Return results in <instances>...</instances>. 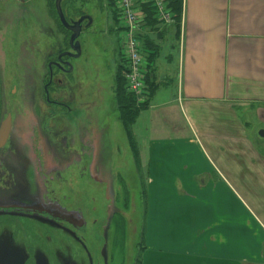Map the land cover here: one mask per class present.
Returning a JSON list of instances; mask_svg holds the SVG:
<instances>
[{
	"label": "rangeland",
	"instance_id": "obj_1",
	"mask_svg": "<svg viewBox=\"0 0 264 264\" xmlns=\"http://www.w3.org/2000/svg\"><path fill=\"white\" fill-rule=\"evenodd\" d=\"M20 1L0 0V122L7 114L12 118L9 140L0 149V264H145L146 160H138L118 121L113 87L122 32L108 0L61 3L68 22L85 15L92 23L78 38L81 53L70 60L73 72L54 75L49 101L43 89L47 63L67 49L68 33L54 0ZM19 8L22 22L15 17ZM163 90L159 97L166 98ZM166 112L164 118L185 135L173 110ZM262 129L248 128L257 136ZM188 150V161L199 163ZM211 194L207 200H214ZM246 194L260 197L258 190ZM215 196L234 202L235 251L242 230L248 236L244 246L258 250L255 237L262 232L243 216L241 193L230 197L222 190Z\"/></svg>",
	"mask_w": 264,
	"mask_h": 264
},
{
	"label": "crops",
	"instance_id": "obj_2",
	"mask_svg": "<svg viewBox=\"0 0 264 264\" xmlns=\"http://www.w3.org/2000/svg\"><path fill=\"white\" fill-rule=\"evenodd\" d=\"M144 31L145 57L157 51L148 69L156 89L131 131L148 177L145 264H264V138L248 130L264 128V0H182L179 29L172 21ZM222 190L244 197L243 216L262 232L258 250L244 246L242 230L235 251L234 202L215 196Z\"/></svg>",
	"mask_w": 264,
	"mask_h": 264
},
{
	"label": "built area",
	"instance_id": "obj_3",
	"mask_svg": "<svg viewBox=\"0 0 264 264\" xmlns=\"http://www.w3.org/2000/svg\"><path fill=\"white\" fill-rule=\"evenodd\" d=\"M114 5L122 32L121 59L125 67L127 91L138 102H142L145 99V76L148 69L144 47L146 15L142 7L153 5L158 23H172V15L166 0H114Z\"/></svg>",
	"mask_w": 264,
	"mask_h": 264
},
{
	"label": "trees",
	"instance_id": "obj_4",
	"mask_svg": "<svg viewBox=\"0 0 264 264\" xmlns=\"http://www.w3.org/2000/svg\"><path fill=\"white\" fill-rule=\"evenodd\" d=\"M166 1H167V7L169 8L170 13L172 15L173 26L176 29H179L181 14H182V0H166ZM108 3H109V6L111 8V11H112L113 20L115 21L116 25L118 26L119 23H118V18H117V12H116L115 5H114V0H108ZM142 11L146 15V21H145V27L146 28L145 29H147V31L155 30L158 23L155 19L156 11H155L154 6L153 5L143 6ZM120 30L121 29L118 28V31H120ZM144 47L153 50V47L150 45V43H149V45L145 44V36H144ZM155 50H158V49L155 48ZM156 53H157V51L154 54H152V53L150 55H148V53L146 54L145 59H146L147 64H148V69L150 68L151 64L153 63L152 61L155 60V56H156L155 54ZM121 55L122 54H121V47H120L119 54H118L120 62L118 63V65L116 67L115 74H114L113 93L115 96V104L117 106V111H118V121H120L121 126L127 135V138L129 140L131 148L133 150H136V145L134 143V139H133L132 131H131L132 126L135 123L139 112L141 110H143L144 108H146L148 98H151L156 87L154 86V84H152L149 81L148 69H147V73L145 76L146 101H144L142 103H138L137 100L127 91L126 82L124 79L125 67L123 65ZM140 263H141L140 259H138V264H140Z\"/></svg>",
	"mask_w": 264,
	"mask_h": 264
},
{
	"label": "water",
	"instance_id": "obj_5",
	"mask_svg": "<svg viewBox=\"0 0 264 264\" xmlns=\"http://www.w3.org/2000/svg\"><path fill=\"white\" fill-rule=\"evenodd\" d=\"M62 1L63 0H54V9H55L58 21L61 24V26L65 30L71 32V35L69 37V46H70V49L74 52V54L70 52L61 53L58 56V60H60L64 56H68L70 58H77L80 56L81 51H80V45L78 42V38L81 33V28H82L81 23L82 21L87 20L88 23L86 24V27H89L90 24L92 23V19L89 16H83V17H80L76 21L68 22L65 19V16L61 9ZM78 1H84V0H78ZM11 130H12V118L10 114H7L6 117L0 122V149L5 147V145L7 144L10 134H11ZM259 136L264 138L263 130L259 132Z\"/></svg>",
	"mask_w": 264,
	"mask_h": 264
},
{
	"label": "flooded vegetation",
	"instance_id": "obj_6",
	"mask_svg": "<svg viewBox=\"0 0 264 264\" xmlns=\"http://www.w3.org/2000/svg\"><path fill=\"white\" fill-rule=\"evenodd\" d=\"M22 1V0H21ZM20 1V2H21ZM21 10H23L22 8H19V10H18V14H16V16L15 17H17V16H19V14L21 13V12H23V11H21ZM24 14V13H23ZM20 16H21V14H20ZM20 16H19V21H20ZM83 16H85V15H80V16H78V18L76 19V20H78L80 17H83ZM22 17V16H21ZM23 19V18H22ZM21 19V22L23 21ZM75 20V21H76ZM18 21V22H19ZM69 21H74V20H69ZM88 23V21L87 20H84V21H82V23H81V26H82V28H81V33H82V30L84 29V28H88V27H86V24ZM24 32H22V34H23ZM67 33H68V41H67V49H65V51H62V52H60V53H58L56 56H55V58H54V60H50L48 63H47V70H48V80H47V82L44 84V86H43V89H44V93H45V95H46V100L47 101H49V99H48V96H47V94H48V91H47V88L50 86V84L52 83V80H53V77H54V75L56 76V75H63V74H71V72H73V69H72V67H71V63H70V60L71 59H73V58H70V57H68V56H64V57H62L60 60H58V56L61 54V53H66V52H70V53H73L74 54V52L70 49V46H69V37H70V35H71V32H69V31H67ZM81 33H80V35H81ZM56 71V74H54V72ZM57 82L58 83H60L61 82V80L60 79H58L57 80ZM83 153H84V151H83ZM83 153H82V155H83ZM87 156H85L84 155V158H86ZM88 159H85V161L83 162V166L85 167V168H83V174H84V176H85V174H86V171L88 170ZM87 181V180H86ZM85 185H87V183L85 182L84 183ZM87 190H88V188H87ZM29 213V212H28ZM34 214V213H33ZM35 215H37V216H39V217H44V215H41L40 213H36Z\"/></svg>",
	"mask_w": 264,
	"mask_h": 264
}]
</instances>
